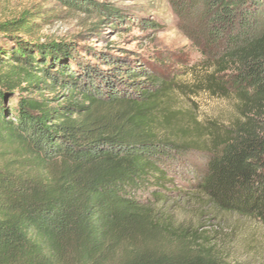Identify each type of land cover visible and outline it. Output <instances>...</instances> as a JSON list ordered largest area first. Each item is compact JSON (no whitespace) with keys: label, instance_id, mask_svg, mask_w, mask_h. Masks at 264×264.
Instances as JSON below:
<instances>
[{"label":"trees","instance_id":"obj_1","mask_svg":"<svg viewBox=\"0 0 264 264\" xmlns=\"http://www.w3.org/2000/svg\"><path fill=\"white\" fill-rule=\"evenodd\" d=\"M53 1L126 21L90 0ZM169 3L202 56L191 84L156 56L32 42L34 14L0 24V264H225L159 210L186 187L264 226V0ZM200 92L232 95L228 128L183 108ZM191 154L206 156L193 187L179 182Z\"/></svg>","mask_w":264,"mask_h":264},{"label":"rangeland","instance_id":"obj_2","mask_svg":"<svg viewBox=\"0 0 264 264\" xmlns=\"http://www.w3.org/2000/svg\"><path fill=\"white\" fill-rule=\"evenodd\" d=\"M90 1L123 13L126 21L120 19L121 23L115 27L109 21H102L96 12L82 13L64 8L53 0H0V24L22 13L34 14L39 27L27 38L32 42H74L80 48L95 50L119 47L126 52L156 56L179 82L191 84L195 81L194 73L187 70L199 65L202 56L180 29L178 16L169 0ZM200 69L199 65L196 72H203ZM182 102L184 109L192 110L200 123L213 130L228 128L237 117L232 95L219 98L200 92ZM205 157L188 155L181 168L180 184L194 186L193 179L205 169ZM180 190L184 192L182 196L158 206L174 227L179 226L188 233L197 232L220 251L225 264H264V226L251 218L215 210L187 187Z\"/></svg>","mask_w":264,"mask_h":264}]
</instances>
